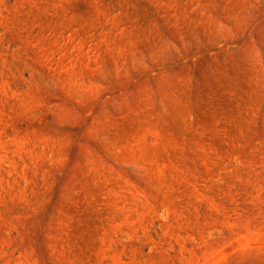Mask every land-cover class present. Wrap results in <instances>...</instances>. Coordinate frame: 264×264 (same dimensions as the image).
<instances>
[{
	"label": "rangeland",
	"instance_id": "obj_1",
	"mask_svg": "<svg viewBox=\"0 0 264 264\" xmlns=\"http://www.w3.org/2000/svg\"><path fill=\"white\" fill-rule=\"evenodd\" d=\"M0 264H264V0H0Z\"/></svg>",
	"mask_w": 264,
	"mask_h": 264
}]
</instances>
